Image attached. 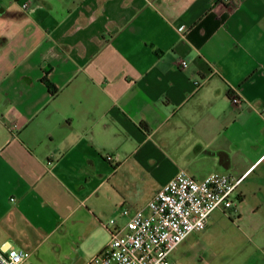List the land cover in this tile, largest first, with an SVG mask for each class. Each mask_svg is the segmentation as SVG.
<instances>
[{
    "label": "crops",
    "instance_id": "obj_1",
    "mask_svg": "<svg viewBox=\"0 0 264 264\" xmlns=\"http://www.w3.org/2000/svg\"><path fill=\"white\" fill-rule=\"evenodd\" d=\"M23 1L0 0V246L100 252L180 170L227 172L244 178L220 264H264V0ZM215 212L172 264L210 263Z\"/></svg>",
    "mask_w": 264,
    "mask_h": 264
},
{
    "label": "built area",
    "instance_id": "obj_2",
    "mask_svg": "<svg viewBox=\"0 0 264 264\" xmlns=\"http://www.w3.org/2000/svg\"><path fill=\"white\" fill-rule=\"evenodd\" d=\"M224 13L232 0H219ZM29 6V0L22 3ZM180 67L190 73L182 59ZM240 104L241 98L231 95ZM244 176L212 172L197 178L185 170L177 172L140 208L124 206L125 221L112 219L107 245L85 264H172L170 254L191 233L204 229L210 215L221 210L229 217L239 201ZM31 253L21 247L0 246V264H27Z\"/></svg>",
    "mask_w": 264,
    "mask_h": 264
},
{
    "label": "rangeland",
    "instance_id": "obj_3",
    "mask_svg": "<svg viewBox=\"0 0 264 264\" xmlns=\"http://www.w3.org/2000/svg\"><path fill=\"white\" fill-rule=\"evenodd\" d=\"M215 213L221 216V220L219 223L216 221L212 228L217 226L219 229L217 232H213L212 228H210L205 239L208 243L205 255L206 259L210 261L209 264H220L221 260L224 261L228 258L231 253V248L228 244L230 241L229 235L230 231L235 229V224H232V217L224 216L219 210H216ZM119 220L122 223L125 221L124 218ZM109 239L110 233L108 232L107 243ZM97 246V241L94 242L88 239L75 241L69 236L64 238L63 241H45L37 248L31 246L21 248H25L31 253L27 264H85L99 252Z\"/></svg>",
    "mask_w": 264,
    "mask_h": 264
},
{
    "label": "trees",
    "instance_id": "obj_4",
    "mask_svg": "<svg viewBox=\"0 0 264 264\" xmlns=\"http://www.w3.org/2000/svg\"><path fill=\"white\" fill-rule=\"evenodd\" d=\"M45 81L47 82V84H48V86L51 88V89H53L54 90V85L50 82V81H48L47 79H45ZM144 126H146V125H144Z\"/></svg>",
    "mask_w": 264,
    "mask_h": 264
}]
</instances>
